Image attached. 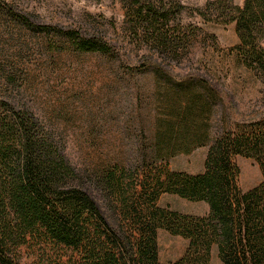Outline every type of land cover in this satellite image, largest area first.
Returning <instances> with one entry per match:
<instances>
[{
  "label": "trees",
  "instance_id": "trees-1",
  "mask_svg": "<svg viewBox=\"0 0 264 264\" xmlns=\"http://www.w3.org/2000/svg\"><path fill=\"white\" fill-rule=\"evenodd\" d=\"M123 3L112 41L97 29L35 22L0 0V17L36 39L42 76L64 58L94 59L111 77L109 95L131 84L137 89L127 115L92 117L82 133L89 150L77 164L68 154V126L81 116L35 112L24 98L36 77L19 67V52L0 66V264H211L214 247L222 264H264V110L233 121L208 79L169 69L203 42L233 57L264 90V0L194 7L204 23L235 25L238 42L227 50L215 34L182 21L185 0ZM67 100L82 102L84 94ZM100 125L118 126L117 143L99 133ZM201 146L207 147L202 172L170 167L171 158ZM237 157L259 167L262 179L250 189L239 184ZM162 194L204 201L208 212L161 206ZM159 229L187 240L177 260L160 261Z\"/></svg>",
  "mask_w": 264,
  "mask_h": 264
},
{
  "label": "rangeland",
  "instance_id": "rangeland-1",
  "mask_svg": "<svg viewBox=\"0 0 264 264\" xmlns=\"http://www.w3.org/2000/svg\"><path fill=\"white\" fill-rule=\"evenodd\" d=\"M12 6L17 12L29 16L33 21L40 23L57 24L63 27L81 28L92 32L97 29L109 40H115L124 18L123 0H1ZM211 0H185L186 10L181 19L184 23L201 25L208 33L217 37V42L223 50H227L238 42L233 23L222 25L215 22L204 23L194 11V7L203 8ZM236 4H242L243 0H233ZM23 31L0 17V66L9 65L18 52L19 67L28 71L29 77H36L27 87L25 100L35 112L47 117L52 112H61L73 117V114L81 116L75 118L68 126V154L72 162L81 163L89 150L83 143L82 133L89 131L93 123L92 117L109 113L127 115L133 110L134 89L133 84L123 86L117 94L111 96L108 92L112 88L111 77L105 70L99 67L94 59L81 62L76 59L61 60L60 67L50 77L42 76L44 59L38 58L35 46V38L25 39ZM201 40V39H200ZM202 41V40H201ZM26 42L34 51L30 56L26 51ZM264 47V41L262 42ZM21 57H24L21 59ZM21 60V61H20ZM24 62V63H22ZM16 63V62H15ZM25 64V65H23ZM178 75L198 74L208 79L220 92L224 109L233 121L250 119L264 110V90L259 82H256L242 69L235 66L233 57H222L216 50L198 43L192 53L181 63L173 64L169 68ZM147 88L153 84L149 80H141ZM114 90V89H113ZM77 93L84 94V100L71 104L67 97ZM97 99L98 102L94 100ZM111 99V100H110ZM101 105L102 107H99ZM69 106V108H67ZM142 113H149L145 109ZM154 111L151 112V114ZM67 128V126H66ZM118 126H101L99 133L115 141ZM67 132V129L65 130ZM67 135V133H66ZM117 143V142H116ZM108 142L104 141V145ZM207 147L201 146L190 153H181L170 159V167L174 170L188 173H200L204 169V160ZM240 167L239 184L242 189H250L258 184L262 175L258 165L251 159L238 157L236 159ZM159 205L169 206L171 209L196 215H204L208 212V205L204 201H191L175 194H162L158 200ZM159 259L163 263L177 260L187 247V240L180 236H173L163 229L157 233ZM66 259V257H64ZM64 259V260H65ZM211 264H222L217 256V249L212 251Z\"/></svg>",
  "mask_w": 264,
  "mask_h": 264
},
{
  "label": "crops",
  "instance_id": "crops-1",
  "mask_svg": "<svg viewBox=\"0 0 264 264\" xmlns=\"http://www.w3.org/2000/svg\"><path fill=\"white\" fill-rule=\"evenodd\" d=\"M237 159H238V157H237ZM241 174V173H240ZM249 188H251V187H249ZM248 188H245V190H247Z\"/></svg>",
  "mask_w": 264,
  "mask_h": 264
}]
</instances>
